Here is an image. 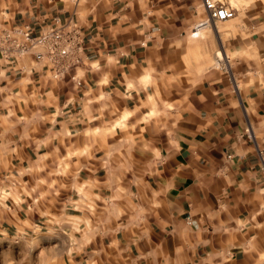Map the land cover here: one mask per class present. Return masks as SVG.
<instances>
[{"label": "crops", "instance_id": "1", "mask_svg": "<svg viewBox=\"0 0 264 264\" xmlns=\"http://www.w3.org/2000/svg\"><path fill=\"white\" fill-rule=\"evenodd\" d=\"M219 1L193 37L203 0H0L87 56L79 89L0 54L2 264H264V0Z\"/></svg>", "mask_w": 264, "mask_h": 264}, {"label": "built area", "instance_id": "2", "mask_svg": "<svg viewBox=\"0 0 264 264\" xmlns=\"http://www.w3.org/2000/svg\"><path fill=\"white\" fill-rule=\"evenodd\" d=\"M208 18L199 22L192 30V36L198 37L203 29L213 24L228 21L235 17V9L219 0H203ZM55 25L35 34L29 24H22L0 33V54L11 62L33 55L37 62L46 63L57 79L63 78L72 67H78L87 58L82 30L76 24L63 25L55 19ZM72 82L83 86V79L71 75ZM189 224H193L190 217Z\"/></svg>", "mask_w": 264, "mask_h": 264}, {"label": "rangeland", "instance_id": "3", "mask_svg": "<svg viewBox=\"0 0 264 264\" xmlns=\"http://www.w3.org/2000/svg\"><path fill=\"white\" fill-rule=\"evenodd\" d=\"M222 23V22H221ZM14 28V27H12ZM8 29H11V28H8ZM33 56V55H32ZM34 57V56H33ZM22 59V58H21ZM35 59V58H34ZM20 60V59H19ZM4 61H6L7 63H14V62H11L10 60H6L4 59ZM18 61V60H16ZM9 64V65H10ZM8 66V65H7ZM47 66V64H46ZM48 67V66H47ZM77 67H72L70 70H69V73H67L63 78L61 79H57L53 76V73H52V70L50 68H46L48 74H49V77L52 79V80H55V81H60V80H63V79H66L67 77L70 79V81L72 82V79H71V75H74L76 74L75 72V69ZM83 79V78H82ZM73 83V82H72ZM74 84V83H73ZM84 84V82H83ZM75 85V84H74ZM76 86V85H75ZM77 87V86H76ZM83 86L81 87H77L79 89H81ZM0 202H2V199H0ZM14 246L16 247V251H22V253L24 251H27V249L29 248V245L27 243H24V244H19V243H15L14 244V240L13 239H10V240H7L5 242H1L0 243V264H2L4 261L6 262H11L13 257H14V254H13V248Z\"/></svg>", "mask_w": 264, "mask_h": 264}]
</instances>
